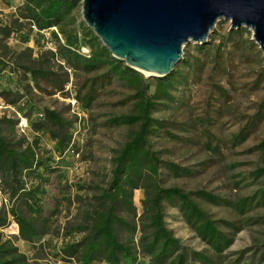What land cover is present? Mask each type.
Returning <instances> with one entry per match:
<instances>
[{"label":"trees","instance_id":"trees-1","mask_svg":"<svg viewBox=\"0 0 264 264\" xmlns=\"http://www.w3.org/2000/svg\"><path fill=\"white\" fill-rule=\"evenodd\" d=\"M79 5L80 0H23L9 21L0 19V33L5 36L25 34V40H28L29 35L24 30L30 31L31 25H35L38 33L47 31L51 35L54 51L42 49L31 58L30 53L26 54L31 51L25 48L15 55L14 65L10 68L20 79L27 98L24 107H17L18 111L34 132L47 133L54 140V151L60 159L75 150L72 140L74 121L63 118L57 109L37 107L32 99V88L42 93L63 91L69 82V72H73L78 81L75 82L74 99L84 110H88L100 93L112 85L123 90L118 105L128 108L127 112L108 115L100 123L109 129L127 128L126 139L111 159L109 180L104 186L94 185V190L98 191L89 197L93 203H88L83 221L64 227L59 253L64 260H74L77 264H218L214 257L229 248L241 227L230 219L214 218L200 201L231 209L244 216V220L249 221L247 225L264 223L262 215H246L264 206V138L252 147V151L259 153L260 164L248 175L256 182V187L247 194L231 199L204 189L186 191L179 186L164 185L161 179L164 171L172 177L192 176L198 171L162 159L153 148V137L163 133L173 136L171 130L174 128L173 121L157 117L155 113L168 109L176 101L180 86L188 82L190 70L195 77V69L202 67L199 56L206 54L208 41L185 45L181 59L167 75L145 76L111 55L79 16ZM243 33L249 31L230 28L218 38L213 67L220 73L223 74L225 68L224 54H229L231 49L256 47L253 40L241 39ZM83 48L87 52H83ZM191 49L196 54L191 53ZM53 60L58 68L51 65ZM4 63L0 59V65ZM261 72L257 80H264V66ZM220 86L216 87L222 90L221 94H227L228 91ZM0 94L5 99L14 94L17 98L9 101L12 104L22 97L10 89H2ZM263 112L264 97L250 120L231 134L230 142L241 144L255 130ZM18 122L13 115H0V190L6 199L0 203V228L15 222L18 237L32 244L39 242L52 226V216L56 212L45 213V185L50 174L61 171L58 161H53V155L41 148L39 135H33L29 140L25 134H18ZM212 149L218 151L219 145ZM67 188L69 185L61 189ZM84 188L92 190L87 183L78 184L76 190ZM136 189L143 190L137 218L133 201ZM73 196L80 195L75 193ZM68 200H71L69 196ZM166 206L179 211L187 226L209 246L214 256L189 249L181 243L167 227ZM58 207L60 205H55ZM260 246L258 262L264 264V243ZM0 264L28 263L17 246L4 240L0 241Z\"/></svg>","mask_w":264,"mask_h":264},{"label":"rangeland","instance_id":"rangeland-1","mask_svg":"<svg viewBox=\"0 0 264 264\" xmlns=\"http://www.w3.org/2000/svg\"><path fill=\"white\" fill-rule=\"evenodd\" d=\"M22 3L23 0H0V19L9 21ZM78 11L82 18L80 5ZM229 29V21L221 20L215 24L213 32L207 39L206 54L199 56L202 67L195 69V77L190 70L188 82L180 86L176 101L170 104L168 109L155 113L157 117L174 122L172 124L174 128L171 130L173 136H166L163 133L159 137H153L151 142L162 159L198 171L192 176L181 177H172L164 171L161 174L164 185L179 186L186 191L204 189L235 199L256 187V182L248 175L260 164L259 153L252 151V147L264 138V112L255 130L241 144H232L230 136L250 120L264 97V80H257L258 73H262L261 69L264 66V55L257 44L255 48L231 49L229 54L223 56L225 68L223 74L220 73L213 67V53L218 38L225 35ZM24 31L29 35L28 40H25V34L11 33L5 36L0 33V59L5 62L0 65V90L10 89L14 93L22 94L16 104L9 103L17 98L14 94L7 99L0 94V115L17 117L18 134H25L27 139L39 135L41 148L53 155V161H58L57 166L61 172L50 174L45 185L46 194L43 200L45 213L56 212L52 216L53 223L49 232L39 242L27 243L18 237L17 224L11 222L8 226L0 228V241H11L21 253H24L28 264H77L74 260H64L59 253L62 232L67 224L76 225L83 221L88 203H93L89 197L98 191L94 190V185L101 187L109 180L111 159L116 149L126 139L127 128H105L100 125L102 119L114 113L127 112L128 108L118 105L117 101L122 97L123 90L117 85H112L100 93L88 110H84L74 99L75 82L78 81L73 72H69V82L63 91L51 90L52 93H42L32 88L30 90L32 99L37 107L57 109L63 118L74 121L72 140L75 150L60 159L58 153L54 151V140L47 133L34 132L29 127L28 120L17 108L24 107L27 98L23 94L20 79L11 72L10 67L14 65L15 55L25 48L31 51L26 53H30L31 58L36 57L42 49L54 51L49 32L38 33L33 28ZM251 37L252 33L249 31L248 34L243 33L241 39ZM84 49L86 48L82 49L83 52ZM191 53L196 54L193 49ZM54 63V60L51 61V65L58 68ZM217 85L227 90V94H221L222 90L220 91ZM216 144L219 145L218 151L212 149ZM242 177L247 178L240 180ZM82 183L90 185L92 190H88L89 188L76 190L77 185ZM65 185H69V188L61 189ZM75 193H79L80 196H73ZM68 196L71 200H68ZM142 197L143 190L136 189L133 197L136 218L141 211ZM2 202H6V199L0 190V203ZM200 203L214 218L230 219L241 227L235 233L229 248L223 254L214 257L216 262L260 264L258 256L261 252L260 245L264 243V223L247 225L249 221L244 220V216L237 215L229 208L213 206L202 201ZM55 205H60V208H55ZM246 215L264 216V206ZM128 217L132 218V215ZM165 221L167 227L173 230L183 245L214 256L209 246L187 226L176 208L166 206Z\"/></svg>","mask_w":264,"mask_h":264},{"label":"water","instance_id":"water-1","mask_svg":"<svg viewBox=\"0 0 264 264\" xmlns=\"http://www.w3.org/2000/svg\"><path fill=\"white\" fill-rule=\"evenodd\" d=\"M82 20L111 55L147 76L167 75L183 47L215 24L244 28L264 55V0H80Z\"/></svg>","mask_w":264,"mask_h":264},{"label":"built area","instance_id":"built-area-1","mask_svg":"<svg viewBox=\"0 0 264 264\" xmlns=\"http://www.w3.org/2000/svg\"><path fill=\"white\" fill-rule=\"evenodd\" d=\"M31 28H33L34 30H37L35 25H31ZM84 50H85V52H87V49H84Z\"/></svg>","mask_w":264,"mask_h":264},{"label":"bare ground","instance_id":"bare-ground-1","mask_svg":"<svg viewBox=\"0 0 264 264\" xmlns=\"http://www.w3.org/2000/svg\"><path fill=\"white\" fill-rule=\"evenodd\" d=\"M143 73H146V74H147V72H146V71H144Z\"/></svg>","mask_w":264,"mask_h":264}]
</instances>
